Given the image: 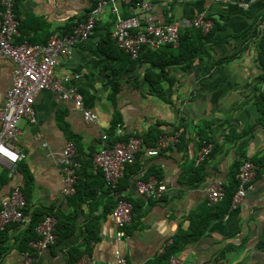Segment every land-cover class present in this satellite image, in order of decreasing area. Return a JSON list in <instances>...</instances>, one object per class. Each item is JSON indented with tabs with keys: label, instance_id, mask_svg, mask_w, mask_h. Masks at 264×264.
<instances>
[{
	"label": "crops",
	"instance_id": "crops-1",
	"mask_svg": "<svg viewBox=\"0 0 264 264\" xmlns=\"http://www.w3.org/2000/svg\"><path fill=\"white\" fill-rule=\"evenodd\" d=\"M144 1L167 24L205 15L214 23L212 38L187 65L177 62L178 50L169 46L152 53L146 49L131 60L113 38L114 9L129 17L131 8L120 2L106 6L89 42L61 57L55 73L66 88L77 90L95 121L86 122L73 101L43 91L35 101L36 123L19 124L17 145L26 159L12 176L0 162V207L15 185L22 186L27 201L25 221L0 234V264H79L86 256L91 264H114L118 247L130 264H168L160 249L190 234L192 219L207 211L211 187L220 183L237 191V165L246 161L255 166L256 177L240 208L225 212L224 204L205 234L177 256L183 264H264V167L257 164L264 155V0L251 1L248 8L213 0ZM92 7L89 0H18V43L45 44L66 35ZM14 69L9 58L0 56V108L12 89ZM180 129L184 133L174 149L148 155L160 136ZM113 131L117 142L133 136L144 141L118 185L134 211L120 245L112 220L115 198L93 170L94 154L110 144ZM203 132L214 149L198 166ZM75 140L82 168L77 193L65 197L57 162ZM151 177L167 187L161 201L136 192L137 182ZM37 214L39 220L53 216L60 231L57 243L29 263L25 253L34 256L33 241H25L34 236L30 225Z\"/></svg>",
	"mask_w": 264,
	"mask_h": 264
},
{
	"label": "built area",
	"instance_id": "built-area-1",
	"mask_svg": "<svg viewBox=\"0 0 264 264\" xmlns=\"http://www.w3.org/2000/svg\"><path fill=\"white\" fill-rule=\"evenodd\" d=\"M89 1L93 3L89 15L85 20L76 23L70 33L55 35L45 44H29L18 43L21 32L15 11L17 0H0V56L9 58L15 65L12 89L7 94L5 105L0 108V162L11 169V176L13 169L26 159V155L17 145L21 134L19 124L24 120L30 124L36 123L35 101L41 92L53 91L62 100L73 101L83 112L86 122L95 121L96 117L84 108L83 98L77 90L73 87L66 88L64 81L58 79L55 73L61 57L69 56L74 47L89 42L107 5L120 2L131 8L132 14L129 17L120 15L117 9H114L117 20L113 38L117 48L133 60H138L146 49L158 52L166 46L177 48L182 31L198 29L208 34L214 27V23L203 14L169 24L158 21L154 15L156 9L144 0ZM213 1L223 5L240 4L248 8L254 0ZM183 133L184 130L180 129L174 134L162 136L156 147L148 151V155L158 156L161 151L174 149ZM119 135H122L121 131ZM143 145L141 137L133 136L114 145L106 144L93 156L94 173L102 174L116 201L112 220L118 245L124 241L125 230L132 223L134 215L133 206L118 191V185L124 178L127 168L134 165ZM213 149L214 145L211 143L201 146L196 155V165H202L211 156ZM57 163L63 194L65 197H72L76 194L79 172L82 168L75 143H67ZM255 177V166L250 161L244 162L239 169V184L232 198V210L240 208L252 189ZM136 192L142 197L158 202L164 198L167 187L155 177H151L148 181L137 182ZM207 195V205L213 208L225 198V188L219 183L211 187ZM26 207L23 188L21 185H15L9 198L0 207V233L6 231L12 224L24 222ZM56 225L57 220L52 216H46L38 225L36 228L38 239L30 246L34 256L29 252L25 253L29 263L34 262L44 250L57 243ZM172 244L170 241L161 248L160 254H166ZM114 259V264H130L121 247L115 250ZM79 264H91L90 257H83ZM168 264H183V261L177 255H172ZM216 264L230 263L219 260Z\"/></svg>",
	"mask_w": 264,
	"mask_h": 264
},
{
	"label": "trees",
	"instance_id": "trees-1",
	"mask_svg": "<svg viewBox=\"0 0 264 264\" xmlns=\"http://www.w3.org/2000/svg\"><path fill=\"white\" fill-rule=\"evenodd\" d=\"M17 2H18V0H17ZM17 2H16V4H17ZM0 10H1V6H0ZM15 11H16V6H15ZM213 33H214V31H211L208 34H204L201 30H198V29H191V30L182 31L181 35H180V43H179V46L177 47V50H178V55L176 57L177 62H180L183 65H187V64L191 63L195 57H198L200 55V53L203 49V44H204L203 41L204 40L205 41L210 40L212 38ZM169 47H172V46H169ZM149 53H152V51H149ZM131 60H133V59H131ZM263 105H264V99H263ZM111 134H112V137L110 139V145H114L115 143H117V137H115L114 131ZM199 135H200V147L203 145L209 144V143L214 144V141L211 138H208L204 132L199 133ZM160 138H161V136L156 140V142ZM75 145L77 147V151H80L81 145L77 140H75ZM217 149L218 148H216L215 151ZM78 155H79V159L81 161V158H80L81 153L78 152ZM81 164H82V161H81ZM242 164L243 163H239L237 165V168H238L237 176H238V172H239V169L242 166ZM257 164L260 167H264V155L262 157H260V159L257 161ZM132 167H133V165L128 167V168L132 169ZM99 175L102 176L101 173H99ZM102 179H103V176H102ZM103 181H104V179H103ZM104 183H105V181H104ZM237 185H238V181H237ZM77 190H78V183H77ZM109 191H111V190L109 189ZM118 191L120 192L119 189H118ZM235 192H236V189L233 188L231 191V189L229 187H226L225 198L219 204H217L213 208L207 207V211H205L203 214H200L197 218L192 219V230H191L190 234H188V235L187 234H180L175 239L174 244L170 247V249L166 253V257H165L166 263H168L170 256L177 255V253H179V251L183 250L188 244H191V243L197 241L198 239H200L205 234L209 224L211 222H213L215 219H217V217H219L218 214L215 215V213H214L215 211H216V213L218 211H220L221 210L220 208L224 204H226V208L224 210L225 212H226V210H229L231 208L232 198H233ZM76 193H77V191H76ZM124 199L127 202H129L125 197H124ZM46 216H51V215H46ZM39 217H40V215L37 214V219L34 218L32 220V223L30 225V231H31L32 236L33 235L34 236L29 238L27 241H25V245H27V244L29 245L32 241H35L38 239V236L36 234V228L45 219V217H44L42 220H39ZM56 229H57V233H58V230L60 231V226H58V224L56 225ZM4 232H1L0 234H3ZM91 232H92V230H91Z\"/></svg>",
	"mask_w": 264,
	"mask_h": 264
}]
</instances>
